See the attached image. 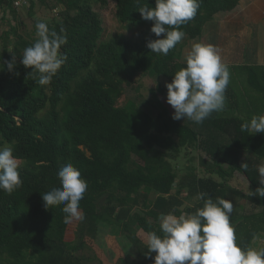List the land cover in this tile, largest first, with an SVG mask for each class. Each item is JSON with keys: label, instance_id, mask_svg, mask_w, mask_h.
Here are the masks:
<instances>
[{"label": "trees", "instance_id": "1", "mask_svg": "<svg viewBox=\"0 0 264 264\" xmlns=\"http://www.w3.org/2000/svg\"><path fill=\"white\" fill-rule=\"evenodd\" d=\"M114 1L117 19L128 26L146 21L139 7H155V0ZM240 1L198 0L196 16L181 30L200 38L215 15L234 10ZM15 2L0 0V20L10 10L16 21H9V30L0 36V145L11 144L14 156L26 162L19 167L21 187L11 195L0 190V264H88L79 253L86 245L100 264H154L156 253L146 255L144 237L148 231L159 234V216L194 214L203 206L198 198L195 205H186L183 193L230 200L238 245L257 248L256 237L264 236V197L248 193L260 187L264 134L241 131V124L264 114V65L227 64L228 86L236 74L245 76L243 87H237L241 96L234 100L232 89L225 92L223 111L193 125L172 119L174 109L156 93L146 109L139 97L126 93L140 88V73L171 81L186 67L179 42L166 56L146 46L164 35L151 31L153 21L147 20L149 27L138 41L120 35L102 41L103 20L94 3L110 0H30V15L37 14L38 5L57 10L50 19L32 16L34 25L42 21L67 36L59 49L66 62L50 83L41 85L40 73L21 63L24 49L38 38L36 27L33 33L24 28ZM159 89L167 91L161 84ZM231 108L235 114L227 110ZM203 147L214 160L202 159V169L192 153ZM185 158L187 164H181ZM65 162L79 169L88 184L79 206L82 221L65 223L63 205L44 207L42 194L61 187L57 173ZM239 175L246 185L231 182ZM246 200L261 209L241 211ZM120 238L135 247L131 258ZM103 244L113 251V262Z\"/></svg>", "mask_w": 264, "mask_h": 264}, {"label": "clouds", "instance_id": "2", "mask_svg": "<svg viewBox=\"0 0 264 264\" xmlns=\"http://www.w3.org/2000/svg\"><path fill=\"white\" fill-rule=\"evenodd\" d=\"M199 8L198 0H155V7L138 8L145 20L153 21L151 31L155 40L146 46L151 52L168 55L184 36L181 26L192 20ZM36 36L32 46L24 49L21 63L40 73L41 85L50 83L52 77L66 62L67 57L59 52L67 43V36L50 29L45 22L37 21ZM63 31V30H61ZM186 67L176 71L171 82H165L167 103L172 106V119H189L203 123L212 113L223 111L225 91L230 83L229 66L222 61L219 50L212 44L193 42L187 52ZM14 57L7 63L11 71ZM3 69L0 67V70ZM241 131L264 134V114L253 115L241 124ZM10 146L0 147V190L11 195L21 187L19 160ZM241 167L247 169V164ZM259 184L249 195L264 197V164L258 166ZM61 187L42 194L45 209L63 205L65 223L72 219L83 220L79 210L80 201L88 184L81 172L71 162L61 165L57 173ZM206 193H198L203 206L194 214L172 213L159 216V234L148 231L144 243L146 255L155 252L154 264H264V248L241 247L230 223L233 203L223 197L213 200Z\"/></svg>", "mask_w": 264, "mask_h": 264}, {"label": "rangeland", "instance_id": "3", "mask_svg": "<svg viewBox=\"0 0 264 264\" xmlns=\"http://www.w3.org/2000/svg\"><path fill=\"white\" fill-rule=\"evenodd\" d=\"M27 4V5H25ZM30 4V0H16L15 2V6H17L19 13L21 14L22 19H24V22L26 23L25 25V29L29 32V33H33V31L35 30V25H34V18L32 16H38V17H42V18H51L52 15H55L57 13V10H48L47 8L43 7V6H37L36 7V12L37 14H29V10H28V6ZM94 9H96V11L99 12V14L101 15V18L103 20V26H104V30L102 32L101 38L100 40L102 41H107L113 37H115V35H120L123 36L127 39L133 40V41H138L140 40L141 36L145 33V31L148 29L149 27V21H145L143 23H139L136 25H130L129 24H122L116 17V6H115V1L114 0H110V2L107 5H101L99 3H94ZM226 15H221L217 14L215 15L214 19L211 22H208L204 31H203V35L200 38L197 39H191L188 36H185L180 42H179V46H178V50H180V56L182 60H185L186 54L187 52L190 50L191 45L193 42H204L206 44H212L213 46H215L218 50H219V54L222 58V61H224V56H223V49L225 48V41L226 38L224 37V35L221 33V35H219V29L218 31H215V33H212V31L215 30V28L210 27L211 25H215L217 23H221V28L224 30L226 27ZM15 24V18L11 15V11L9 10L6 16V19H1L0 20V36L2 35V33L6 30H9L10 28V22ZM244 24H246V22H244ZM217 28H219V25H216ZM210 27V28H209ZM223 30H220L223 32ZM224 33H226V31H224ZM229 38H231L229 36ZM242 48L247 47V51L250 50L249 48V44H247V42L245 40L240 41ZM217 44V45H215ZM238 46H240V44L237 42ZM0 46H1V38H0ZM186 61V60H185ZM227 64V63H225ZM137 78L140 81V88L138 90H128L126 93L128 96H130L131 98L134 97H139L141 99V104L143 107L149 108L151 105V101L155 102V97H154V93H156L159 98L165 103H167V91L165 90H160L159 89V85L161 84L165 89V82H171L169 79H166L164 77H160L159 79L144 75L142 73H140ZM235 80L234 82L227 87L225 92H229L231 89L235 92V98L234 100L240 95V90L237 88H242L243 84L242 81H245L244 78L245 76L242 74H236V76H234ZM167 90V89H166ZM230 100V98H229ZM231 101V100H230ZM229 111L230 114H235L236 113V109L235 108H231V109H227ZM188 122H192L193 125H196L197 123L190 121L189 119L185 118ZM205 122V121H204ZM203 122V123H204ZM212 128H208L206 131L210 136L214 137V134L211 132ZM4 146H10L11 144L7 143L4 145H0V147H4ZM216 152V151H212ZM192 155L194 156V162L195 164L199 165V167H202L201 161L203 160H208L210 163L213 162L214 160V155L211 154L205 147L200 148L198 151L192 153ZM193 158V157H192ZM19 160V164L21 165L22 163H25L26 160L24 159H18ZM181 164H187V160L186 158L184 160H182L180 162ZM226 167V166H225ZM227 168V167H226ZM203 169V167H202ZM238 174V173H237ZM215 178H219L217 175H215ZM241 175L237 176L235 179L231 180V182L234 183L235 186H244L246 185L245 182L243 181V178L240 177ZM176 188V187H175ZM258 187L255 186L253 188V192H255V190ZM183 196L186 199V205H195L197 203L196 199L197 197H187V195L185 193H183ZM242 198L238 199L239 203H242ZM261 208L259 206H257V204L255 205L254 202L252 201H247L246 200V204L244 205L243 208H241V211H244L246 213H250L252 211H259ZM186 215V214H185ZM104 235H109V233H105ZM78 238H80L78 236ZM120 241L123 242L121 245H123L126 248V251L129 253V258H131L132 253L135 252V247L132 246L130 243H128L127 241H124L123 238H120ZM119 241V243H120ZM258 241L259 245L261 246L262 243L264 242V238L262 237L260 239V237H256V240ZM103 248L106 250V253L108 255L109 260H111V262H113L115 256L112 254V252L110 251V248L105 247V244H103ZM79 253H81L83 256H85L86 258H88V264H100V261L98 258H96V253L94 251V249L90 246V245H86V247L84 249H82Z\"/></svg>", "mask_w": 264, "mask_h": 264}, {"label": "crops", "instance_id": "4", "mask_svg": "<svg viewBox=\"0 0 264 264\" xmlns=\"http://www.w3.org/2000/svg\"><path fill=\"white\" fill-rule=\"evenodd\" d=\"M223 14L226 15L225 29L221 28V23H217L219 28H217V24L210 27L214 26L213 28H215L212 33L216 34L215 31L219 29V35L222 33L226 38L223 49L224 63L264 65V0H241L234 10L221 13V15ZM242 40L249 44V51H247V47L242 48L240 43ZM262 237L264 238V236ZM262 246H264V242L261 246L258 245L257 249L263 248Z\"/></svg>", "mask_w": 264, "mask_h": 264}]
</instances>
